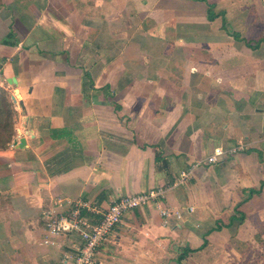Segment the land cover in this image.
Instances as JSON below:
<instances>
[{"label": "crops", "instance_id": "obj_1", "mask_svg": "<svg viewBox=\"0 0 264 264\" xmlns=\"http://www.w3.org/2000/svg\"><path fill=\"white\" fill-rule=\"evenodd\" d=\"M0 68V264L72 263L78 233L44 241L58 198L104 212L158 188L184 217L128 212L98 264H210L264 241L244 230L264 218V0H0Z\"/></svg>", "mask_w": 264, "mask_h": 264}, {"label": "built area", "instance_id": "obj_2", "mask_svg": "<svg viewBox=\"0 0 264 264\" xmlns=\"http://www.w3.org/2000/svg\"><path fill=\"white\" fill-rule=\"evenodd\" d=\"M244 146L241 145L230 150L218 146L214 148L213 153L206 161L208 164H216L243 150ZM189 177L190 173L183 172L172 185L176 186L184 183ZM165 198L166 189L164 188L152 189L148 193L118 196L104 212L99 208L89 206L86 202L58 198L54 203V207L43 213L45 219L44 230L46 232L44 241L45 243H52L51 237L78 233L81 236L82 244L72 256L71 264H98L100 247L108 241L116 226L122 222L123 217L128 212L144 206L154 205L166 222L171 217L182 219L184 217L183 211L165 207ZM188 212H193V208L189 207ZM96 214H101L102 217L96 220L94 218ZM69 259V256H64L62 262L68 264Z\"/></svg>", "mask_w": 264, "mask_h": 264}, {"label": "rangeland", "instance_id": "obj_3", "mask_svg": "<svg viewBox=\"0 0 264 264\" xmlns=\"http://www.w3.org/2000/svg\"><path fill=\"white\" fill-rule=\"evenodd\" d=\"M1 135H5L3 132ZM258 220V219H256ZM244 230L248 231L250 235L253 237L257 232L260 233L261 236H264V218L260 221H256L255 224L249 223V225L245 226ZM229 236L221 238V243L229 242ZM254 241V240H253ZM262 244L257 245L253 244L251 238L247 239V241H242L238 239V254L227 253L225 251L214 250L210 252V254H206L205 257L210 258V264H264V241H261ZM246 247L241 252L240 249Z\"/></svg>", "mask_w": 264, "mask_h": 264}, {"label": "trees", "instance_id": "obj_4", "mask_svg": "<svg viewBox=\"0 0 264 264\" xmlns=\"http://www.w3.org/2000/svg\"><path fill=\"white\" fill-rule=\"evenodd\" d=\"M213 17V16H211ZM14 107L13 103L10 101L8 92L0 88V148H4L10 143L14 134ZM260 193V190L251 189L248 193L246 199H250L253 195ZM203 248V247H202ZM201 249V248H200ZM195 250L188 249L184 254H182L178 260L181 262L188 253Z\"/></svg>", "mask_w": 264, "mask_h": 264}, {"label": "water", "instance_id": "obj_5", "mask_svg": "<svg viewBox=\"0 0 264 264\" xmlns=\"http://www.w3.org/2000/svg\"><path fill=\"white\" fill-rule=\"evenodd\" d=\"M20 143H21V145H23V144L25 143V141H24V140H21V142H20Z\"/></svg>", "mask_w": 264, "mask_h": 264}]
</instances>
